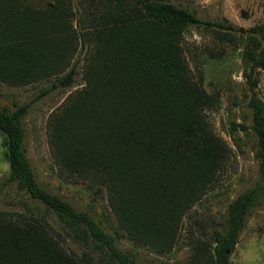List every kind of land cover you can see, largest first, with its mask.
<instances>
[{"label":"trees","instance_id":"obj_1","mask_svg":"<svg viewBox=\"0 0 264 264\" xmlns=\"http://www.w3.org/2000/svg\"><path fill=\"white\" fill-rule=\"evenodd\" d=\"M94 1L102 11L83 34L82 43L92 44L83 67L85 86L54 115L49 144L61 172L106 193L122 236L168 254L183 217L216 183L232 153L209 126L207 112L216 100L203 89L201 73L190 68L183 35L189 26H203L230 40L236 28L201 20L165 0H89ZM13 3L24 9L4 18L7 12L0 10V83L19 87L55 76L38 97L70 86L74 67L59 77L66 69V45L77 39L70 3H34L27 13L25 0H0V9ZM262 14L263 21L247 30L241 53L260 180L229 204L224 233L194 244L193 264H232L230 253L251 210L264 202V101L257 94V74L264 70V8ZM28 107L0 108L9 165L1 186L25 192L55 216L72 240L91 245L107 264H133L89 214L37 182L23 148L21 118ZM0 264L83 263L47 222L0 213Z\"/></svg>","mask_w":264,"mask_h":264},{"label":"rangeland","instance_id":"obj_2","mask_svg":"<svg viewBox=\"0 0 264 264\" xmlns=\"http://www.w3.org/2000/svg\"><path fill=\"white\" fill-rule=\"evenodd\" d=\"M48 1L25 0L27 13L31 11L28 5L36 3L43 6ZM165 1L189 10L201 20L226 21L236 28L230 40L203 26H189L183 35L181 45L190 68L195 74L201 73L203 89L216 100L214 110L207 112L209 126L230 147L232 153L216 183L183 217L178 241L168 254H158L122 236L108 205L106 193L87 181L70 178L61 172L49 144L50 122L54 120V115L61 114L69 97L85 86L83 67L92 51V44L87 40L82 43L83 34L95 25L102 11L101 5L96 1L90 3L89 0H63L71 5L74 14L71 32L77 37L76 40L70 39L66 45V69L59 76H64L74 67V82L70 86L54 89L38 97L51 86L55 76L19 87L0 83V108L13 111L19 106H29L21 118L24 129L23 148L37 182L77 211L89 214L104 232L115 238L117 249L127 254L133 264H193L191 255L194 244L198 241L212 242L215 232L224 233L229 204L260 180L256 157L257 139L250 128L251 111L246 106L241 53L247 39V30L263 21L264 0ZM23 9L18 3H13L0 10L7 12L3 14L4 18ZM257 79V94L264 101V70L258 72ZM239 124L247 129L241 131L234 127ZM3 142L0 132V213L9 217L39 218L52 227L65 249L83 264H107L91 245L72 240L70 233L55 216L25 192L14 185L1 186L9 173ZM229 259L232 264H264L263 201L251 210Z\"/></svg>","mask_w":264,"mask_h":264}]
</instances>
